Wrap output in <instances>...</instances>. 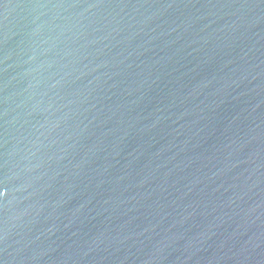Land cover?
Masks as SVG:
<instances>
[{
	"label": "water",
	"instance_id": "obj_1",
	"mask_svg": "<svg viewBox=\"0 0 264 264\" xmlns=\"http://www.w3.org/2000/svg\"><path fill=\"white\" fill-rule=\"evenodd\" d=\"M0 264H264V0H0Z\"/></svg>",
	"mask_w": 264,
	"mask_h": 264
}]
</instances>
